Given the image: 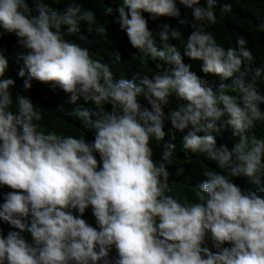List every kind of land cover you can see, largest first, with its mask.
Masks as SVG:
<instances>
[{
  "label": "clouds",
  "instance_id": "obj_1",
  "mask_svg": "<svg viewBox=\"0 0 264 264\" xmlns=\"http://www.w3.org/2000/svg\"><path fill=\"white\" fill-rule=\"evenodd\" d=\"M115 2L105 15L118 14L132 60L154 73L117 80L70 39L109 34L82 0H0V41L14 36L24 50L14 93L0 47V264H264V63L244 35L224 47L207 30L232 0ZM32 81L78 106L83 134L42 123ZM225 125L238 137L231 148L215 135ZM176 133L186 154L215 165L194 200L172 194Z\"/></svg>",
  "mask_w": 264,
  "mask_h": 264
},
{
  "label": "trees",
  "instance_id": "obj_2",
  "mask_svg": "<svg viewBox=\"0 0 264 264\" xmlns=\"http://www.w3.org/2000/svg\"><path fill=\"white\" fill-rule=\"evenodd\" d=\"M82 2L84 7L92 8L96 11L99 22L108 27L109 34L101 38L97 37L95 33L89 36L86 31H83L87 39H80L79 36H73L70 39L77 40L83 46L89 47L95 54V59H101L103 63L109 65L117 80L122 76L130 78L131 74L135 71L146 72L148 74L155 72V65L148 62L141 64L139 61L132 60L130 53H134L136 50L131 48L126 34L120 31L119 26L112 23L118 14H114L111 17L105 15L104 9L106 7L115 8L118 6L115 0H82ZM53 6L64 7V5ZM216 12L217 22L207 30L213 33L217 42L224 47L235 46L236 37L238 35H244L248 40V47L252 49L253 55L256 57L255 64L259 65L264 63V32H258L256 30L260 19L264 18V0H232V12L226 13L223 16L220 15L219 8H217ZM189 15H187V19H191ZM184 32L186 33L187 30H184ZM0 47L4 49V54L9 59V69L6 75L16 81V87L13 89L15 93L21 90L23 83V80L17 75L18 69L22 66L23 62L17 61V57L24 50L18 47L15 37L11 35L4 36L3 40L0 41ZM116 51L121 56L119 63H113L115 57L112 53ZM195 72L204 77L200 69L199 71L195 70ZM206 78L210 83L218 84L220 82L219 77L208 75ZM260 83L261 87L264 88V80ZM32 85V89L26 94L31 97L34 103L48 109L43 112V124L49 128H56L58 131L66 134L80 135L84 133L83 129L77 127L81 124L80 119L74 115H70L78 106H69L67 97L59 98L60 96L54 92L52 93L51 89L44 84L32 81ZM169 128H171V125L166 122L165 131L167 132ZM215 135L218 145L227 144L229 148L238 140V137L233 136V129L226 125L221 128L220 134ZM257 135H264V129L258 128ZM181 136V133H176V139L171 141L176 145L174 156L178 159L174 162V165L168 168L170 172V186L172 188V194H177L182 201L185 199L194 200L197 198L195 185L204 179L201 175L202 170L211 166L215 167V165H213L212 161L207 160L198 153L192 154L189 152L186 154L181 144ZM88 138H92L90 134ZM169 140H171L170 135L166 137V141ZM189 157L191 159H188ZM179 167L185 168L183 174H177ZM236 183L244 185L246 184V180L241 178L236 180ZM85 218L89 223L94 224V218L91 216L90 211L86 213ZM0 227H3L5 233L9 230V226L6 224H2Z\"/></svg>",
  "mask_w": 264,
  "mask_h": 264
}]
</instances>
